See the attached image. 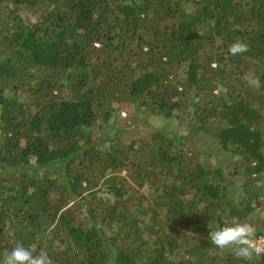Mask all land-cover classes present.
Returning <instances> with one entry per match:
<instances>
[{
  "label": "trees",
  "instance_id": "16d2710c",
  "mask_svg": "<svg viewBox=\"0 0 264 264\" xmlns=\"http://www.w3.org/2000/svg\"><path fill=\"white\" fill-rule=\"evenodd\" d=\"M129 106L193 117L226 159L158 130L96 137ZM0 128V259L22 244L53 264H264L209 238L210 222L264 233V0H0Z\"/></svg>",
  "mask_w": 264,
  "mask_h": 264
},
{
  "label": "rangeland",
  "instance_id": "374dc122",
  "mask_svg": "<svg viewBox=\"0 0 264 264\" xmlns=\"http://www.w3.org/2000/svg\"><path fill=\"white\" fill-rule=\"evenodd\" d=\"M26 19V18H25ZM217 94L219 95H227V90L224 89L222 86H219L217 89ZM101 121V120H100ZM101 125L105 128V131L96 132V137H100L103 134V138H108L110 135L113 134L114 129H121L126 131L128 134L126 137L123 138L124 141L131 142L133 139L138 141L137 145H140L141 141H152L153 132L158 130L165 135V137L174 140L180 149L184 150L185 152H189L190 146L188 145V141L192 145L194 149H199L200 152H213V155L224 161L226 157L221 156L220 154H216L221 148L218 142L212 139L209 136L201 135L197 137H192L189 134L192 131V126L196 123L195 119L191 116H175L172 118H164L162 116H157L153 114L146 113L142 110L136 109L134 106H129L127 109L121 110V112H117L113 115L109 122H100ZM3 138L2 130L0 128V140ZM106 143V142H105ZM108 146V145H107ZM208 157H200L199 162L207 163L210 165L212 163V158ZM230 170H227V174L230 177L229 185L231 193H233V198L236 201H239L244 192V180L240 176L232 175L230 176ZM117 171H108L107 176H111L116 174ZM124 174L128 175L129 172H123ZM260 191H261V203L263 204L262 210L264 209V173L260 177L259 183ZM141 192L144 196L148 198V200L144 203V207L155 200V187H150L149 184L144 186L141 189ZM98 195L103 198L107 199L109 202L113 200V196L109 191L107 184L102 183L98 187ZM141 209H137L135 213L138 215L140 219L147 220L148 216L144 213H139ZM260 217L264 219V210L260 213ZM198 238L195 239L196 242ZM232 250L231 249H218L214 247L210 250L212 255H229ZM182 253L185 255V250H182ZM189 256V253L187 254Z\"/></svg>",
  "mask_w": 264,
  "mask_h": 264
},
{
  "label": "clouds",
  "instance_id": "9594fccd",
  "mask_svg": "<svg viewBox=\"0 0 264 264\" xmlns=\"http://www.w3.org/2000/svg\"><path fill=\"white\" fill-rule=\"evenodd\" d=\"M228 51L232 56H236L248 52L249 46L245 42L237 41L229 46ZM248 83L258 86L259 82L256 79H249ZM209 227L210 242L218 249H231L236 257L248 261L252 260L254 255L264 254V246L259 245L253 224L233 223L213 230L210 222ZM259 240H264V237H260ZM0 264H53V261L46 251L34 255L29 248L17 244L10 251L5 250L2 253Z\"/></svg>",
  "mask_w": 264,
  "mask_h": 264
},
{
  "label": "built area",
  "instance_id": "2783aa9c",
  "mask_svg": "<svg viewBox=\"0 0 264 264\" xmlns=\"http://www.w3.org/2000/svg\"><path fill=\"white\" fill-rule=\"evenodd\" d=\"M260 237H264V233L262 235H260L259 237H257L259 245L264 246V240H259Z\"/></svg>",
  "mask_w": 264,
  "mask_h": 264
}]
</instances>
